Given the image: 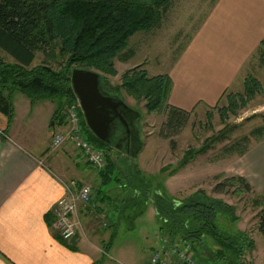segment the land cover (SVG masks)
<instances>
[{"label":"rangeland","instance_id":"obj_1","mask_svg":"<svg viewBox=\"0 0 264 264\" xmlns=\"http://www.w3.org/2000/svg\"><path fill=\"white\" fill-rule=\"evenodd\" d=\"M213 2L174 0L171 9L162 17L159 29L138 32L129 38L121 52L128 49L134 51L129 61H120L118 56L121 53H117L108 58L110 72L91 70L99 74L100 89L104 95L125 103L126 120H131L134 127V142L131 144L125 127L120 125L113 132L111 138L116 144L110 146V155L113 156L110 157L111 160L116 159L102 168L104 173H108V179L103 178L102 183L93 179L98 176L94 174L98 173V169L76 164L75 173H86L88 177L82 184L91 186L100 195L110 192L112 199H118L113 220L108 216L113 211L111 204L109 208L98 207V214L103 213L105 219L93 217L97 238L92 241L101 247L108 246L107 256L101 255L96 264L145 263L156 246L155 242H159L158 221L151 204L153 199H157L156 191H165L176 201H183L202 191L205 196L233 207L237 223L230 222L231 217L221 212L220 225L227 232L236 229L244 231L252 240V248L243 253V262L264 264V237L257 230L258 215L264 205L256 208L252 204L255 195L264 193V173L262 176L252 169L249 157L225 156L222 152L224 146L264 124V62H261L258 50L247 60L229 90L214 107L201 105L191 112H178L167 100L150 109L151 98L136 92L138 88L153 86L157 77L168 76L173 62ZM58 23H62V19ZM0 58L11 61L1 51ZM43 60L50 61L42 53H37L33 66ZM134 79H140L138 84L133 83ZM10 100L13 119L8 135L25 145L29 143L27 148L35 152L52 149L48 139L58 127L50 126L55 111L48 116L51 102L33 100L19 91L12 92ZM227 127H234L227 138L208 148L206 153L195 154L211 137H216ZM260 145L261 141L251 143L249 150L255 146L252 155L263 156L264 145ZM65 161L70 164L68 159L63 164ZM63 164L58 163V166ZM254 168L263 170L258 163ZM241 175L247 177L253 192L243 191L233 179ZM130 176L146 189L138 188L134 193L129 187V181H133ZM144 198L148 200L143 202ZM205 245L208 248L204 246L203 251L208 256L209 251L217 248L208 237L205 238ZM219 261L220 264H233L229 256Z\"/></svg>","mask_w":264,"mask_h":264},{"label":"trees","instance_id":"obj_2","mask_svg":"<svg viewBox=\"0 0 264 264\" xmlns=\"http://www.w3.org/2000/svg\"><path fill=\"white\" fill-rule=\"evenodd\" d=\"M173 1L0 0V51L11 59L5 61L0 58V137L7 136L13 119L10 95L19 91L33 100L51 101L55 105L52 123L57 126L67 124L68 111L75 107L80 133L105 157L109 156L104 167L112 164V142L108 144L97 139L86 126L80 108L76 107V97L70 84L71 71L80 68L110 72L109 56L121 53L134 34L159 29L161 19L171 9ZM57 17L62 19V23H58ZM257 50L261 62H264V39ZM37 53H42L50 61L43 60L33 66ZM133 55L134 51L128 49L118 57L120 61L127 62ZM139 81L134 79L133 83L138 84ZM155 81L151 87L136 90L151 98L150 109L167 102L171 86L167 75L157 77ZM233 130L234 127H227L216 137H211L195 154L206 153L208 148L223 141ZM263 140L264 124L236 138L224 146L222 152L225 156L242 157L249 151L251 143ZM100 173H104L102 169ZM107 176L108 173L103 175L104 178ZM129 179V187L134 193L143 187L135 177L130 176ZM233 179L243 191L253 192L244 177L235 176ZM156 196L151 204L158 221V231L170 244L184 249L199 261L220 264L219 260L224 261L229 256L233 264H248L242 258L244 251L252 248V240L244 231L236 229L227 232L219 223L221 212L231 217L230 222L237 223L233 207L205 196L202 191L183 201H176L165 191H156ZM96 199L97 202L101 199L98 191ZM143 200L146 202L148 199ZM252 204L256 208L264 205V193L255 195ZM257 230L264 237V208L258 215ZM207 237L217 246L214 251H209L210 256L203 251L204 246L208 248L205 245ZM107 250L108 246L102 247L103 257Z\"/></svg>","mask_w":264,"mask_h":264},{"label":"crops","instance_id":"obj_3","mask_svg":"<svg viewBox=\"0 0 264 264\" xmlns=\"http://www.w3.org/2000/svg\"><path fill=\"white\" fill-rule=\"evenodd\" d=\"M263 39L264 0H214L172 64L168 73V103L183 112L201 105L214 107ZM54 109L51 102L48 116ZM57 127L48 139L50 147L54 133L65 130L63 126ZM109 140L116 144L115 139ZM28 144L12 139L8 133L5 138L0 137V264L98 263L103 251L92 241L97 238L95 209L81 207L80 228L70 242L61 240L52 215L54 204L64 195L63 183L82 184L88 179L86 173H75L76 164H88L69 145L35 152L27 148ZM263 145L264 140L260 146ZM254 147L242 157H249L252 169L262 174L264 154L252 155ZM65 159L70 164H63ZM257 163L262 171L254 168ZM99 171L93 179L102 183L106 173ZM242 177L249 183L246 176ZM111 196L110 192L101 194L96 209L109 208L111 204L113 211L108 216L113 220L119 204Z\"/></svg>","mask_w":264,"mask_h":264},{"label":"built area","instance_id":"obj_4","mask_svg":"<svg viewBox=\"0 0 264 264\" xmlns=\"http://www.w3.org/2000/svg\"><path fill=\"white\" fill-rule=\"evenodd\" d=\"M76 107H79L76 104ZM65 130L54 133L51 138V147L56 149L63 145H69L77 151L84 162L91 167L101 170L105 166V155L102 151L89 144L79 130V122L75 107L68 111ZM64 195L56 201L52 208L55 220V228L64 242H70L80 228L79 211L81 207L90 206L100 219H105L103 213L98 214L96 209V192L89 185L76 181L63 183ZM144 264H213L199 261L187 254V252L169 243L166 237L159 235V242Z\"/></svg>","mask_w":264,"mask_h":264},{"label":"water","instance_id":"obj_5","mask_svg":"<svg viewBox=\"0 0 264 264\" xmlns=\"http://www.w3.org/2000/svg\"><path fill=\"white\" fill-rule=\"evenodd\" d=\"M70 84L86 126L97 139L110 142L109 137L116 118L127 127L118 112L119 107L126 109L127 106L123 101L101 92L98 73L74 68L71 71Z\"/></svg>","mask_w":264,"mask_h":264},{"label":"flooded vegetation","instance_id":"obj_6","mask_svg":"<svg viewBox=\"0 0 264 264\" xmlns=\"http://www.w3.org/2000/svg\"><path fill=\"white\" fill-rule=\"evenodd\" d=\"M118 112L121 114V116L123 117V119L125 120V122L127 123V127H125L124 125H123V123L121 122V121H119L117 118L114 120V122H113V126H112V128H114V129H112V131H111V133H110V137H112V134H113V132H115L116 131V129L120 126V125H122L123 127H125V129H127L126 131L128 132V134H127V139H128V142L131 144L132 142H134V136H133V132H134V127H133V123H132V121L131 120H129V121H127L126 120V115H127V110L126 109H124V108H122V107H119L118 108Z\"/></svg>","mask_w":264,"mask_h":264}]
</instances>
